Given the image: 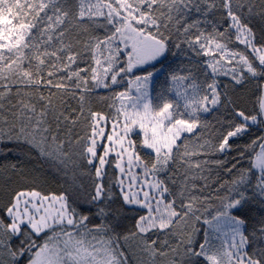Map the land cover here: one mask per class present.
<instances>
[{
    "label": "snow or ice",
    "instance_id": "obj_1",
    "mask_svg": "<svg viewBox=\"0 0 264 264\" xmlns=\"http://www.w3.org/2000/svg\"><path fill=\"white\" fill-rule=\"evenodd\" d=\"M173 49L208 59L174 68ZM86 53L91 63L80 67ZM219 76L231 83L222 85ZM248 81L257 89L252 111L229 94ZM14 86L17 97L29 99L8 100L9 120L2 113ZM96 89H113L111 116L90 108L85 114ZM33 97L43 103L39 111ZM82 118L83 136L58 138L61 124ZM253 127L262 134L225 169H236L232 180L216 195L196 194L207 179L189 185L196 177L188 170L209 161L191 158L227 154L235 147L230 140ZM65 144L80 145L77 156L93 170L90 187L78 186L79 201L67 191L0 190V264H127L120 242L130 238L140 241L149 264L170 253L168 264H264V0H0V157L29 149L63 165ZM141 148L149 150L145 156ZM242 158L248 168L237 167ZM181 163L185 178L174 191L169 165ZM5 168L20 171L11 162L0 164ZM132 206L133 230L121 234L116 229ZM93 216L100 222L92 224ZM195 223L206 226L198 244ZM149 233L166 238L158 244Z\"/></svg>",
    "mask_w": 264,
    "mask_h": 264
}]
</instances>
